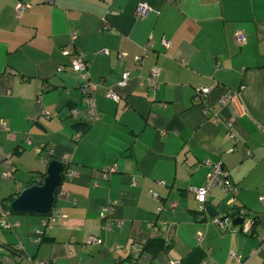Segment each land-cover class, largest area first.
Listing matches in <instances>:
<instances>
[{
  "label": "crops",
  "instance_id": "crops-1",
  "mask_svg": "<svg viewBox=\"0 0 264 264\" xmlns=\"http://www.w3.org/2000/svg\"><path fill=\"white\" fill-rule=\"evenodd\" d=\"M19 1L30 4L20 17ZM142 3L149 9L137 15ZM69 45L85 52L98 84L100 118L86 130ZM203 87L206 104H196ZM52 158L73 172L59 190L67 195L58 192L46 215L12 212L15 227L0 228V264H264V0H0V213L44 179ZM218 163L236 207L254 220L248 233L196 213L192 188ZM230 198L214 188L207 203ZM57 212L62 219L44 225ZM150 239L159 243L149 259Z\"/></svg>",
  "mask_w": 264,
  "mask_h": 264
},
{
  "label": "built area",
  "instance_id": "built-area-1",
  "mask_svg": "<svg viewBox=\"0 0 264 264\" xmlns=\"http://www.w3.org/2000/svg\"><path fill=\"white\" fill-rule=\"evenodd\" d=\"M53 1V0H50ZM30 7V4L24 3L19 1L16 4V15L20 17L28 8ZM149 7L142 3L139 4L136 7V14L137 15H143L148 11ZM163 44L165 46H169V41L163 40ZM147 49V47L145 48ZM65 53L71 57V67L74 69V71L80 73L83 83L81 85V90L83 93L84 97V102H85V113L87 115V123L89 125L93 124L95 121H97L100 118V111L97 107L96 104V99H95V91L98 87L97 83H94L90 80L87 69L89 66L88 60L86 58V54L82 50H78L74 45H69L65 48ZM143 58V55H138L136 56V61L139 62ZM159 74V68L154 67L151 70L150 77L148 78V84L157 87L158 82H157V76ZM129 80V73H123L122 79L120 81V86H126ZM211 87H203L200 88L196 91L194 100L196 104H201L204 103L206 104L207 98L209 96ZM107 96L111 99H113L116 102H119L120 100V95L116 93L112 89H108L107 91ZM226 96L222 97V102L226 100ZM74 113H77L76 110H74ZM232 126V122L229 123V127ZM209 164V163H208ZM4 166H5V172H4V178L9 179L12 175L13 168H12V161L10 157H6L4 159ZM112 171H115V168L111 169ZM68 176H72L73 172L66 173ZM214 188H220L225 192H229L231 194V198L228 200V204L230 205H236V193L237 189L235 187V184L231 180L230 173L228 170H225L220 163L211 165V170L207 175L205 184L200 186V187H194L192 188V193L194 194L196 200H197V207H196V212L201 215H207L205 212V205L207 203L208 195L209 193L214 189ZM152 194L155 198H158L159 195L156 191H152ZM67 193L65 191L59 192L60 197H66ZM260 202L264 206V195L259 197ZM75 202V200L73 201ZM174 205H172L173 207ZM162 206L158 207V210H161ZM110 210V206H105L102 211L103 218H107L108 211ZM242 214H246L243 209H240ZM12 212L8 208H3L0 213V228L1 229H13L15 227V223L11 221L10 216ZM63 215L60 212H57L54 215H51L49 217V220L44 222V225L47 226L48 222H58L62 219ZM221 229H227L226 224L224 221H221L219 218H214L212 219ZM253 218L251 217H246V221L242 226V231L244 232H249L251 230V227L253 225ZM115 226L120 227L121 223L117 222L115 223ZM104 228L107 230H110L112 228V225L110 222H105L104 221ZM42 231L37 230L36 235H41ZM202 233H199L198 238H202ZM40 237V236H38ZM39 239V238H38ZM88 242L90 243H101V240L94 236L90 235L88 238ZM230 259L234 261H240L242 262V256L238 254L237 252L232 251L230 253ZM31 262V259H30ZM173 264H177V261L174 262Z\"/></svg>",
  "mask_w": 264,
  "mask_h": 264
},
{
  "label": "water",
  "instance_id": "water-1",
  "mask_svg": "<svg viewBox=\"0 0 264 264\" xmlns=\"http://www.w3.org/2000/svg\"><path fill=\"white\" fill-rule=\"evenodd\" d=\"M65 172L66 163L64 161L58 158L50 159L43 181L26 186L15 199L7 204V208L15 214H49L53 209L56 191L62 183ZM205 212L210 219L219 218L224 222L230 219V228H238L240 231L248 217L247 214H242L236 205L228 204V201L222 202L218 207L206 203ZM220 214L224 215L220 216Z\"/></svg>",
  "mask_w": 264,
  "mask_h": 264
},
{
  "label": "trees",
  "instance_id": "trees-1",
  "mask_svg": "<svg viewBox=\"0 0 264 264\" xmlns=\"http://www.w3.org/2000/svg\"><path fill=\"white\" fill-rule=\"evenodd\" d=\"M82 126H83L82 129H83V130H86V129L89 128L90 125L86 122V123L83 124ZM67 169H68V165L66 164V172H65V174H64V176H63L62 182H63V180H64V178H65V176H66ZM42 181H43V180L41 179V180H40L39 182H37V183H41ZM32 182H35V181H32ZM32 184H33V183H32ZM60 188H61V185H60V187L58 188V190L56 191V197H57V194H58ZM8 200L11 201V199H8ZM55 200H56V199H55ZM4 205L7 206L6 202H4ZM196 213H197V212H196ZM197 215H199V217H201V218H206V217H207V216H205V215H201V214H198V213H197ZM158 241H159L158 239H150L145 245H143V247H142V254L150 259L151 256L154 255V254L152 253L153 246H154L155 244L157 245V244L159 243ZM11 250L14 251V250H16V249L11 248ZM153 250H154V249H153ZM15 253H17V252H15ZM134 264H147V263H144V262L140 261L139 259H137V260L134 261Z\"/></svg>",
  "mask_w": 264,
  "mask_h": 264
},
{
  "label": "rangeland",
  "instance_id": "rangeland-1",
  "mask_svg": "<svg viewBox=\"0 0 264 264\" xmlns=\"http://www.w3.org/2000/svg\"><path fill=\"white\" fill-rule=\"evenodd\" d=\"M3 179V178H2Z\"/></svg>",
  "mask_w": 264,
  "mask_h": 264
}]
</instances>
